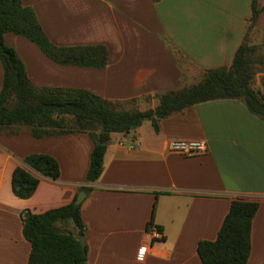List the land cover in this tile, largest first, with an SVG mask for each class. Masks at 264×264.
<instances>
[{
  "label": "crops",
  "instance_id": "obj_1",
  "mask_svg": "<svg viewBox=\"0 0 264 264\" xmlns=\"http://www.w3.org/2000/svg\"><path fill=\"white\" fill-rule=\"evenodd\" d=\"M21 1L34 9L55 46L108 49L103 69L61 65L27 38L7 33V46L37 87L84 90L122 105L147 101L155 108L157 93L178 91L198 83L207 70L230 67L248 37L262 58L254 88L264 94V0ZM254 4L262 10L255 20ZM3 79L0 60V93ZM14 131L0 136V264L29 263L23 212L68 205L83 188L92 189L81 203L87 264H202L199 242L217 239L236 199L259 204L247 264H264V119L244 101L191 106L163 119L158 132L146 121L132 135L112 134L103 174L93 183L86 181L94 148L88 134L38 139L26 126ZM174 139L206 141L208 151L173 153L168 144ZM31 154L55 158L60 177L34 170L25 161ZM17 167L40 180L28 199L13 193ZM151 223L160 239L149 233Z\"/></svg>",
  "mask_w": 264,
  "mask_h": 264
},
{
  "label": "trees",
  "instance_id": "obj_2",
  "mask_svg": "<svg viewBox=\"0 0 264 264\" xmlns=\"http://www.w3.org/2000/svg\"><path fill=\"white\" fill-rule=\"evenodd\" d=\"M261 11L253 5V20ZM7 33L27 38L50 59L68 66L103 69L108 64L107 47L55 46L33 8L24 6L21 0H0V60L4 69L0 136L13 134L19 126L28 127L38 139L88 134L94 144L86 176L88 183L98 181L103 174L112 134L132 135L146 121L158 132L163 119L191 106L223 99L242 100L252 113L264 119V94L254 88L256 65L262 63V58L256 57L257 48L248 37L237 50L230 67L207 70L198 83L178 91L157 93L155 108L130 111L118 102L88 91L35 86L16 51L7 46ZM25 161L43 176L53 180L60 177L59 162L52 156L31 154ZM39 184L40 180L24 168L14 170L12 190L16 197H32ZM82 190L89 194L92 189ZM75 201L41 214L22 213L23 235L31 244L28 264H87L88 247L79 241L85 236V225L81 205H75ZM258 210L256 202L233 200L217 239L198 244L202 264H247L252 248V224ZM71 222L74 231H63L59 227Z\"/></svg>",
  "mask_w": 264,
  "mask_h": 264
},
{
  "label": "built area",
  "instance_id": "obj_3",
  "mask_svg": "<svg viewBox=\"0 0 264 264\" xmlns=\"http://www.w3.org/2000/svg\"><path fill=\"white\" fill-rule=\"evenodd\" d=\"M169 150L173 153H178L186 157H193L204 154L208 151V144L203 140L192 139H174L168 144ZM149 233L154 239H160L161 233L154 227L149 226ZM146 255V250L141 249L138 253V260L143 261Z\"/></svg>",
  "mask_w": 264,
  "mask_h": 264
},
{
  "label": "rangeland",
  "instance_id": "obj_4",
  "mask_svg": "<svg viewBox=\"0 0 264 264\" xmlns=\"http://www.w3.org/2000/svg\"><path fill=\"white\" fill-rule=\"evenodd\" d=\"M150 105L149 102H145V101H142V102H139L137 104H133V103H129V104H124L122 105L121 107L123 109H126V110H130V111H138V110H147L150 108ZM73 223L71 222L70 223H67V224H60V228L63 230V231H69L70 229H72L73 227L71 226Z\"/></svg>",
  "mask_w": 264,
  "mask_h": 264
},
{
  "label": "water",
  "instance_id": "obj_5",
  "mask_svg": "<svg viewBox=\"0 0 264 264\" xmlns=\"http://www.w3.org/2000/svg\"><path fill=\"white\" fill-rule=\"evenodd\" d=\"M86 194L84 192H81L75 202V205H81V203L85 200ZM79 241L83 244L84 243V238H79Z\"/></svg>",
  "mask_w": 264,
  "mask_h": 264
}]
</instances>
